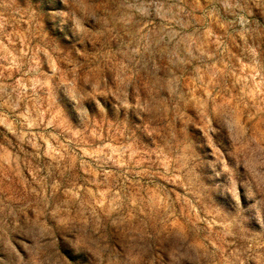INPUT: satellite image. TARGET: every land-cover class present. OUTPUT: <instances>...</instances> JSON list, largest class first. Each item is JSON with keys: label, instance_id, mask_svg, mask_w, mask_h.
Wrapping results in <instances>:
<instances>
[{"label": "rangeland", "instance_id": "1", "mask_svg": "<svg viewBox=\"0 0 264 264\" xmlns=\"http://www.w3.org/2000/svg\"><path fill=\"white\" fill-rule=\"evenodd\" d=\"M0 264H264V0H0Z\"/></svg>", "mask_w": 264, "mask_h": 264}]
</instances>
